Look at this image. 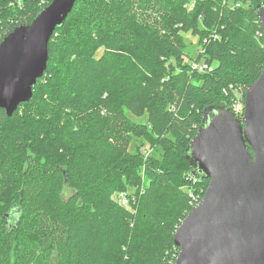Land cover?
Listing matches in <instances>:
<instances>
[{
	"label": "trees",
	"instance_id": "16d2710c",
	"mask_svg": "<svg viewBox=\"0 0 264 264\" xmlns=\"http://www.w3.org/2000/svg\"><path fill=\"white\" fill-rule=\"evenodd\" d=\"M36 1L0 0V42L52 0ZM261 2L76 1L32 99L11 117L0 109V186L14 182L0 205V264H174V233L209 182L184 151L204 109L230 106V86L264 68ZM188 30L205 37L211 71L193 68ZM147 108L148 123L129 116ZM134 136L157 137L163 157L144 142L131 151Z\"/></svg>",
	"mask_w": 264,
	"mask_h": 264
},
{
	"label": "water",
	"instance_id": "95a60500",
	"mask_svg": "<svg viewBox=\"0 0 264 264\" xmlns=\"http://www.w3.org/2000/svg\"><path fill=\"white\" fill-rule=\"evenodd\" d=\"M76 1L52 0L0 42V109L7 116L32 99L52 35ZM254 12L264 32V2ZM184 157L189 173L209 182L174 233V264H264V68L246 87L242 118L227 105L204 109Z\"/></svg>",
	"mask_w": 264,
	"mask_h": 264
},
{
	"label": "rangeland",
	"instance_id": "374dc122",
	"mask_svg": "<svg viewBox=\"0 0 264 264\" xmlns=\"http://www.w3.org/2000/svg\"><path fill=\"white\" fill-rule=\"evenodd\" d=\"M45 2H46V0H37L36 1L38 7H40V8H41V5H43ZM189 4H191V2ZM21 6L23 8V4ZM184 36H185L186 41L189 43V46H188L187 50H189V52L192 54V56L196 57V58L192 57L190 59L191 62L192 61H195L196 63L200 62V64L203 65V67H206L204 65H207V63H208V65H209L208 67L211 68V66H213V65L210 64L209 62L205 61L204 59L201 60L200 59V55L201 54H199V50H200L201 53H202V51L203 52L205 51V49H203V46H202V44H203L202 43V38L204 40L205 37L201 36V33H194L192 30H188V31L184 32ZM206 43H208V41ZM102 52H103V50H100L99 54L102 53ZM57 53L59 54V52H57ZM55 59H57V58H55ZM52 63L54 64L55 62H52ZM148 111H149V108H147L145 110V113L142 114V115L141 114L132 113V112L129 111V116L132 118V120H134L136 122L148 123L149 122ZM155 139H157V137L144 138L142 136L141 137L140 136H134L131 144L129 145V148H130L131 151H136V146L138 144L144 142V144H145L144 149H145L146 154L150 155V154L155 152L156 155L159 156L160 159H161L163 157L164 147L163 146H159V149H158V143L156 142ZM143 168L144 167H142V169H141V171H142L141 174H142V177H143L142 184L144 186H148L149 181H148L147 177H144ZM3 176L4 175L1 172L0 173V177H3ZM13 187H14V182H10V183H7V184H4V185L0 186V205H1V203L2 204L6 203L8 201V199H9V196L7 194L5 196H3L4 195V191L9 189V188L12 189ZM196 188H199V192L197 194L200 195V193H202V191H203V188L202 187L200 188L199 185H197ZM129 190H130V188H129ZM204 193H205V190H204L203 194L200 195L201 198L203 197ZM115 195H116V197L118 199L122 200L124 193L122 191H117V193ZM193 197H194V195H193ZM124 202L126 203V200H124Z\"/></svg>",
	"mask_w": 264,
	"mask_h": 264
},
{
	"label": "built area",
	"instance_id": "2783aa9c",
	"mask_svg": "<svg viewBox=\"0 0 264 264\" xmlns=\"http://www.w3.org/2000/svg\"><path fill=\"white\" fill-rule=\"evenodd\" d=\"M260 35H264V32L261 30V32H259ZM206 41V40H205ZM203 52V51H202ZM193 68H198L199 70L202 71H206L209 70L211 71L213 69V66L208 67V63L207 65H204L206 67H203V65L199 63H196L195 61L191 62ZM232 89V102L230 103L231 108L233 109V111L236 113V115H243L244 113V109H245V92H246V87L244 85H231L230 86ZM242 117V116H241ZM194 194H192L193 197ZM201 200V196L198 194H195L193 197V206L196 205L199 201Z\"/></svg>",
	"mask_w": 264,
	"mask_h": 264
}]
</instances>
